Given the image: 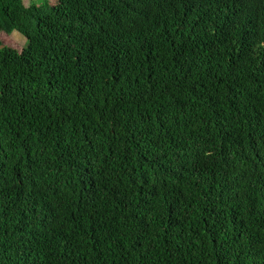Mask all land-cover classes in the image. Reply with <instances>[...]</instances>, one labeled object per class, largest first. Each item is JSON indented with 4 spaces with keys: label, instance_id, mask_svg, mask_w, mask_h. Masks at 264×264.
Listing matches in <instances>:
<instances>
[{
    "label": "trees",
    "instance_id": "16d2710c",
    "mask_svg": "<svg viewBox=\"0 0 264 264\" xmlns=\"http://www.w3.org/2000/svg\"><path fill=\"white\" fill-rule=\"evenodd\" d=\"M0 0V264H264V0Z\"/></svg>",
    "mask_w": 264,
    "mask_h": 264
},
{
    "label": "rangeland",
    "instance_id": "374dc122",
    "mask_svg": "<svg viewBox=\"0 0 264 264\" xmlns=\"http://www.w3.org/2000/svg\"><path fill=\"white\" fill-rule=\"evenodd\" d=\"M24 1V0H23ZM26 0L25 2H27ZM32 2H41L42 0H30ZM55 1V0H50ZM5 45L16 50H21L25 45V37L17 30H13L10 34L0 32V48Z\"/></svg>",
    "mask_w": 264,
    "mask_h": 264
}]
</instances>
